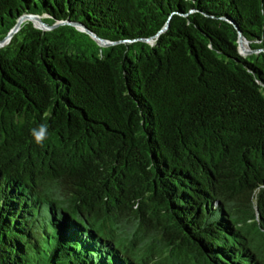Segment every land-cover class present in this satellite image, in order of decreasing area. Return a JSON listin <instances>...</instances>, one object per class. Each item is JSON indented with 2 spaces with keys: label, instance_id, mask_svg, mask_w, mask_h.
<instances>
[{
  "label": "trees",
  "instance_id": "trees-1",
  "mask_svg": "<svg viewBox=\"0 0 264 264\" xmlns=\"http://www.w3.org/2000/svg\"><path fill=\"white\" fill-rule=\"evenodd\" d=\"M26 16L0 264H263L264 0H0V41Z\"/></svg>",
  "mask_w": 264,
  "mask_h": 264
},
{
  "label": "water",
  "instance_id": "water-1",
  "mask_svg": "<svg viewBox=\"0 0 264 264\" xmlns=\"http://www.w3.org/2000/svg\"><path fill=\"white\" fill-rule=\"evenodd\" d=\"M25 20H31L35 23V25L42 29V30H50L54 27H57L58 25L54 26V27H49L47 26L42 20L40 17L38 16H26V17H23L19 23L17 24V26L13 29V31L8 35V37H6L4 40L0 41V47L4 46L6 43H8L11 38L13 37V35L19 30L20 28V25L25 21ZM84 32L88 33L94 40H96L98 42L99 45L101 46H109L110 45V42L106 41V40H103L99 37H97L95 34L91 33L89 30H87L86 28L84 27H81L79 26ZM169 25L167 24L164 29L161 31V32H164L168 29ZM243 37L240 38L239 40V46L240 48H243L242 44H243Z\"/></svg>",
  "mask_w": 264,
  "mask_h": 264
},
{
  "label": "rangeland",
  "instance_id": "rangeland-1",
  "mask_svg": "<svg viewBox=\"0 0 264 264\" xmlns=\"http://www.w3.org/2000/svg\"><path fill=\"white\" fill-rule=\"evenodd\" d=\"M242 45H243V46H242L243 48H240V53H241L243 56H246V55L252 53V49L250 48V45H249V43H248L247 41L244 40ZM165 255L170 256V255H171V252L168 251V249H167V253H166ZM193 264H195V263L193 262ZM263 264H264V261H263Z\"/></svg>",
  "mask_w": 264,
  "mask_h": 264
}]
</instances>
